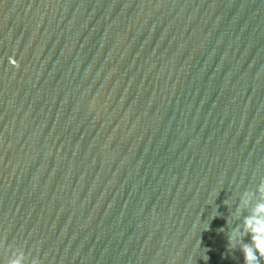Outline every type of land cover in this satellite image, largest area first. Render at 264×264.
I'll return each mask as SVG.
<instances>
[{
  "label": "water",
  "instance_id": "1",
  "mask_svg": "<svg viewBox=\"0 0 264 264\" xmlns=\"http://www.w3.org/2000/svg\"><path fill=\"white\" fill-rule=\"evenodd\" d=\"M261 180L264 0H0V264H243Z\"/></svg>",
  "mask_w": 264,
  "mask_h": 264
},
{
  "label": "clouds",
  "instance_id": "2",
  "mask_svg": "<svg viewBox=\"0 0 264 264\" xmlns=\"http://www.w3.org/2000/svg\"><path fill=\"white\" fill-rule=\"evenodd\" d=\"M223 203L230 214L225 227L219 231L226 236L227 251H239L243 264H264V180L260 181L255 193L246 191L235 206L228 199ZM218 216L220 213L214 205L212 217L203 231H208L211 220ZM203 259L207 261L208 257L204 255ZM5 264H28V257L22 249L15 250Z\"/></svg>",
  "mask_w": 264,
  "mask_h": 264
}]
</instances>
